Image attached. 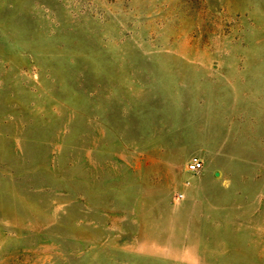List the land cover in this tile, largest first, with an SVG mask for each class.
I'll return each instance as SVG.
<instances>
[{
	"label": "rangeland",
	"instance_id": "rangeland-1",
	"mask_svg": "<svg viewBox=\"0 0 264 264\" xmlns=\"http://www.w3.org/2000/svg\"><path fill=\"white\" fill-rule=\"evenodd\" d=\"M153 72L204 81L201 157ZM0 264H264V0H0Z\"/></svg>",
	"mask_w": 264,
	"mask_h": 264
},
{
	"label": "crops",
	"instance_id": "crops-1",
	"mask_svg": "<svg viewBox=\"0 0 264 264\" xmlns=\"http://www.w3.org/2000/svg\"><path fill=\"white\" fill-rule=\"evenodd\" d=\"M145 52H152L148 55L166 57L155 60L157 63L154 66H171L170 62L189 60L185 58V54L178 53L181 51L173 49ZM150 76L152 80L148 89L149 101L155 103L152 105H156L157 111L164 112L163 115H152L151 121L155 124L151 122V125L164 127L167 131L189 128V132L183 131L181 136L171 133L167 137V142L171 145L179 142L180 137L186 139L183 151L187 153V157L208 151L212 139H207L204 131L206 113L205 95L203 94L206 90L204 81L198 78L191 84L187 78L181 77L183 74L173 72H153ZM185 76H189L188 73ZM200 93L203 96L201 102ZM200 127L203 128L202 132L198 130Z\"/></svg>",
	"mask_w": 264,
	"mask_h": 264
},
{
	"label": "built area",
	"instance_id": "built-area-1",
	"mask_svg": "<svg viewBox=\"0 0 264 264\" xmlns=\"http://www.w3.org/2000/svg\"><path fill=\"white\" fill-rule=\"evenodd\" d=\"M203 166L202 159L197 155H192L186 162V170L189 172H196Z\"/></svg>",
	"mask_w": 264,
	"mask_h": 264
}]
</instances>
